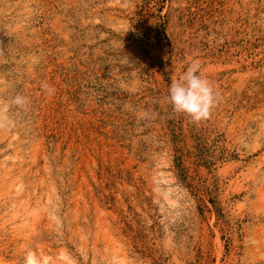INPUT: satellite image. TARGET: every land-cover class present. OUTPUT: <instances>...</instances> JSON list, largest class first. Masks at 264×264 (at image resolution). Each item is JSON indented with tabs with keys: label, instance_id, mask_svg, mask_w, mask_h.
Returning a JSON list of instances; mask_svg holds the SVG:
<instances>
[{
	"label": "rangeland",
	"instance_id": "obj_1",
	"mask_svg": "<svg viewBox=\"0 0 264 264\" xmlns=\"http://www.w3.org/2000/svg\"><path fill=\"white\" fill-rule=\"evenodd\" d=\"M193 60L221 96L200 123L164 99ZM18 93L0 264H264V0H0Z\"/></svg>",
	"mask_w": 264,
	"mask_h": 264
},
{
	"label": "clouds",
	"instance_id": "obj_2",
	"mask_svg": "<svg viewBox=\"0 0 264 264\" xmlns=\"http://www.w3.org/2000/svg\"><path fill=\"white\" fill-rule=\"evenodd\" d=\"M41 87L47 94L55 92L47 82ZM164 99L171 105L174 114L186 115L191 122L200 123L212 116L221 96L213 82L202 75L199 61L193 60L178 78L172 80ZM30 104L29 97L19 93L0 100V132L15 130L18 121L14 110L27 112ZM23 264H42V258L29 250L25 253Z\"/></svg>",
	"mask_w": 264,
	"mask_h": 264
}]
</instances>
